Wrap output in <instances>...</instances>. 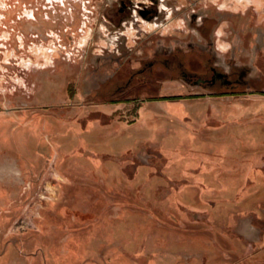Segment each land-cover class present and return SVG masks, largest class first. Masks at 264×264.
<instances>
[{
  "label": "rangeland",
  "instance_id": "1",
  "mask_svg": "<svg viewBox=\"0 0 264 264\" xmlns=\"http://www.w3.org/2000/svg\"><path fill=\"white\" fill-rule=\"evenodd\" d=\"M119 1L0 0V264H47L50 251L54 264L63 247L82 249L78 258L91 262L100 257L101 239L109 237L124 244L126 260L141 264H217L212 260L225 258L219 248H233L232 239L264 246V0H159L166 26L146 22L142 29H123L129 48L135 51L138 42L143 53L158 38H188L186 23L195 9L220 23V54L229 61L234 50V62L250 70L249 83L234 95L162 99L196 95L183 93V82L134 95L155 113L152 128L134 126L142 104L107 105L113 96L90 94L95 78L106 81L116 71L115 81L122 82L139 66L106 63L96 71L104 62L97 58L111 60L119 40L106 22L108 5ZM175 118L186 125L188 119L203 121L191 127L190 149L178 158L168 149L184 138ZM116 120L133 126L116 130V138L140 142L122 155L98 153L96 146L112 140V129L102 127ZM107 184H115L114 190L101 189L100 197L91 191ZM186 187L205 191L211 205L195 208L194 223L166 220L158 229V223L132 218L129 225L110 222L108 235L91 232L105 194L143 209L139 201L175 200ZM204 212L209 216L199 217ZM188 245L195 249L191 254ZM66 257L77 259L73 253Z\"/></svg>",
  "mask_w": 264,
  "mask_h": 264
},
{
  "label": "flooded vegetation",
  "instance_id": "2",
  "mask_svg": "<svg viewBox=\"0 0 264 264\" xmlns=\"http://www.w3.org/2000/svg\"><path fill=\"white\" fill-rule=\"evenodd\" d=\"M108 7L109 14L106 18L108 32L112 37L116 35L119 40L116 47L111 51V60L106 62L104 58H97L104 62L101 64L100 61L98 62L96 71L99 72L102 66L108 65L106 63H122L118 69L125 68L130 63H138L139 66L134 67V71L122 82L115 81L116 71L109 74L106 81H102L98 77L95 78L93 81L95 86L90 94L95 97H101L104 93L113 96L107 105L118 104L119 106L124 104L126 107L131 103H140L142 104L140 110L147 101L142 102L143 100L135 99L133 96L148 91L162 92L163 82H172V84L183 82V93L196 94L194 96L206 94L212 96L234 95L249 83L250 70L234 62L236 60L233 57L235 56L234 50L229 61L217 50L216 29L220 23L216 18L203 16L201 12L193 9L186 23V28L191 33L188 38L182 39L177 36L172 40L158 38L154 41L152 48H144L142 53L138 42L135 51L129 48L126 38H124L123 29H127L131 25L135 29H142L146 22L151 25L154 23L160 29L166 26L162 22L164 12L163 8H160L159 0H151L148 3L145 0H120L117 7L114 4L108 5ZM176 10L180 11L177 8ZM149 21L155 22L149 23ZM162 73L169 74V79H162ZM154 78H158V80L155 81ZM107 85L109 87H106ZM176 133L177 131L174 132V135H177ZM162 148H167V145L164 144ZM163 152L165 151L163 150ZM173 158L178 157L174 156ZM208 206H196L195 208L200 211L203 208L207 209ZM188 209L182 205L177 208L184 215L189 213L190 210ZM192 212L195 214L193 210ZM198 214L197 212L196 215ZM202 215H204L203 218H207L209 214L204 212ZM262 217L264 218V215ZM263 240L264 232L261 234V242L259 243H263ZM239 241L240 239H232L230 242L232 245L241 246L242 242ZM253 248L256 252L264 250V246H260V244Z\"/></svg>",
  "mask_w": 264,
  "mask_h": 264
},
{
  "label": "crops",
  "instance_id": "3",
  "mask_svg": "<svg viewBox=\"0 0 264 264\" xmlns=\"http://www.w3.org/2000/svg\"><path fill=\"white\" fill-rule=\"evenodd\" d=\"M148 108H141L138 111L139 114V118L136 119L137 123L134 124V126H138L139 123H145V125H149L151 124V122L155 119L156 115L153 111L148 112ZM174 122L179 123L177 125V127H180V131L184 133V138L183 140L177 144V146H173L172 147H168V149L172 152V154L174 155L175 153H177L174 156L177 155H186L187 152L189 151L190 147V136L188 135V133L190 132L191 134H194L193 131H191V127L195 126V123H202V119H188L185 122H188L186 124H183L178 118L173 119ZM182 124V125H181ZM99 125V124H98ZM97 126V123L94 124V127ZM105 129H112L113 133H112V140H110L105 146L102 144H99V146H101L102 149H98V146H96L97 149H95L98 153L103 154V155H110V156H116L118 155H122L120 154L122 151H130L133 148H136V146L138 145V143L140 141H137V139L135 141H132L131 139H119L116 138L118 132L121 129L124 128H128V127H133V126H128L126 125L124 122H119V121H112L109 125L103 126L102 128ZM152 128V126H150ZM155 128V127H154ZM177 128V135L179 133V130ZM117 130V131H116ZM156 130V128H155ZM176 135V136H177ZM168 136V135H167ZM120 138H122V136H119ZM176 140L178 141V138H176ZM176 141V142H177ZM172 142H175V137H173ZM175 142V143H176ZM118 152V153H117ZM182 168L183 167H179L176 169H181L179 171H177L178 173L182 172ZM101 187V188H99ZM110 187V188H109ZM113 187V188H111ZM115 184H113L112 186L107 184V185H96V187L92 188L91 191L94 192H98L101 189L102 190H114ZM198 191L201 193V197L199 198H195L194 193H198L199 192H194V189L190 188V187H186L183 189V192L177 195V198L175 200L171 199H163V200H155L152 203H150L148 205V202L146 200L143 201H139V206H142L143 209H138L134 206L131 205V201L130 199H123L121 201H118V203H116V200H111L108 197V194H105V198H99L98 199V207L96 214L98 219L96 220V222L94 223V225L92 226V234L98 236L101 232L102 233H106L107 235L110 234V230H109V225H111L110 222H131V220H133L132 218H134L135 220H138L139 222H155L159 224V228L161 229V226L163 224V222H166V220H168L169 222H184V220L186 219L187 222H192L194 223V218L196 217V214H194L192 212V210L194 211L195 207H205L206 206V198L203 197L206 192L198 189ZM220 194V192H216L215 193ZM83 196V195H82ZM96 196V195H95ZM97 196H101V194L98 192ZM86 197V196H85ZM91 198V202L92 197ZM86 199V198H85ZM88 200V199H87ZM182 205L185 206L187 208H189L188 210L189 213L187 214H181L182 212L178 211L176 209V207ZM150 206H154V209L148 210L147 208ZM218 208L219 206V202L215 203L213 205V207ZM171 207V211L169 215H166V217H164L162 214V210L164 211H168L169 208ZM93 210V209H92ZM173 211V212H172ZM180 212V215L178 214ZM193 214V215H192ZM204 215H201L199 217H203ZM209 216V215H208ZM137 222V221H136ZM128 225H124L122 226V228L124 227V229L126 228L127 230H130ZM111 228V227H110ZM154 236L157 237V235H160L156 232V230L154 229ZM189 236L188 238L191 240L189 241L190 244L191 242L193 243L192 239L193 237H191L192 233H188ZM178 234H172V237L175 239L177 238ZM77 238V236H76ZM99 239V237H97ZM107 238V236H106ZM104 242H101V244L99 245L98 250L96 251V254H99L100 257L97 260H92L90 261H85L82 262V258H78L79 255H82L84 253V251L81 249H74L72 252V250L68 249V248H60L58 251V255L59 257L55 259L54 264H141V263H131L130 261L126 260V258L123 256L124 253V244L121 246H117L115 245V243L113 242L114 240L112 239V237H109L108 239H101ZM199 242L202 244L204 241L203 240H199ZM192 245V244H191ZM190 245L187 246V253L191 254L193 253V251L195 249H191L193 247H189ZM216 247V246H214ZM160 249H158L159 251H161L163 248L159 247ZM106 250H109V252H107ZM50 251V250H49ZM73 253L74 255L77 256V259L75 261H71L68 260V258L66 257L68 254ZM95 253V252H92ZM218 253L221 256L224 255V259L223 260H212V263H217V264H264V250L263 251H258L256 252L255 249L250 246V247H244V246H234L233 248H222L218 250ZM47 254V253H46ZM48 257H47V264H50V259H49V255H56L55 252H48ZM1 259V258H0ZM0 261H3L2 259ZM155 264H161L159 262H156Z\"/></svg>",
  "mask_w": 264,
  "mask_h": 264
},
{
  "label": "trees",
  "instance_id": "4",
  "mask_svg": "<svg viewBox=\"0 0 264 264\" xmlns=\"http://www.w3.org/2000/svg\"><path fill=\"white\" fill-rule=\"evenodd\" d=\"M197 97H203V96H193V97H191V96H186V97H184V96H176V97H165V98H162V99L163 100H167V101H175V100H178V99L197 98ZM139 108H140V106H139Z\"/></svg>",
  "mask_w": 264,
  "mask_h": 264
}]
</instances>
